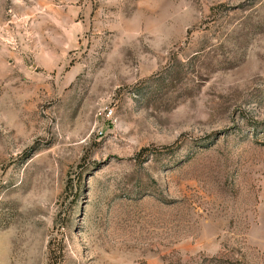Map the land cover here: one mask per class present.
I'll list each match as a JSON object with an SVG mask.
<instances>
[{"label": "rangeland", "instance_id": "374dc122", "mask_svg": "<svg viewBox=\"0 0 264 264\" xmlns=\"http://www.w3.org/2000/svg\"><path fill=\"white\" fill-rule=\"evenodd\" d=\"M0 264H264V0H0Z\"/></svg>", "mask_w": 264, "mask_h": 264}]
</instances>
